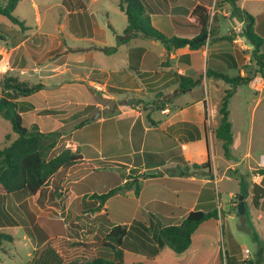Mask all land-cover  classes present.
I'll use <instances>...</instances> for the list:
<instances>
[{"label": "crops", "instance_id": "0c3cea01", "mask_svg": "<svg viewBox=\"0 0 264 264\" xmlns=\"http://www.w3.org/2000/svg\"><path fill=\"white\" fill-rule=\"evenodd\" d=\"M119 1L92 0L86 5L84 0H61L62 19L55 22L53 32L13 30L0 42V92H4L0 96L17 103L22 120L26 113H34L30 127L58 132L50 155L64 148L81 155L72 166L58 169L35 194L5 203L26 204L33 215L28 220L39 225L38 231L28 233L23 224L0 231L23 228L33 247L30 257L34 253L28 264H81L88 248L73 243L95 244L117 224L132 225L143 233L134 230L127 237L123 255L127 264H229L225 257L220 260V252L236 263L264 264V149L258 146L264 145V73L251 60L253 46L243 34V21L232 13L228 0H143L155 28L189 39L199 32L197 6L203 7L212 26L206 43L198 49L169 51L158 40L138 37L107 53L103 49L115 46V33L127 26ZM236 4L255 17V32L264 38V0ZM99 12L105 14L101 20ZM207 69L251 77L229 99L233 134L229 157L214 130L220 100L230 84L207 76ZM5 75L42 87L14 96L1 86ZM178 75L202 81L184 91ZM34 95L38 103L31 101ZM132 98L135 102L127 104ZM159 100L165 101L160 108ZM43 118L45 125L38 122ZM207 161L210 167H193ZM113 188L116 193L98 208L93 195ZM51 190L61 205L66 204L65 213L61 208L60 218L55 216L63 227L56 234L39 224L40 205ZM239 193L245 202L242 215L236 214ZM9 196L14 197L0 193L5 200ZM74 204L82 207L83 215L89 211L91 223L101 221L108 230L104 234L96 230L89 241L74 239L77 224L69 230L65 223ZM194 210H216L218 218L215 227L195 231L185 252L163 246L152 255L139 246V238L156 245L161 227L179 224ZM53 243L57 244L50 246Z\"/></svg>", "mask_w": 264, "mask_h": 264}, {"label": "trees", "instance_id": "16d2710c", "mask_svg": "<svg viewBox=\"0 0 264 264\" xmlns=\"http://www.w3.org/2000/svg\"><path fill=\"white\" fill-rule=\"evenodd\" d=\"M19 0H3L0 1V14L7 17L12 24L19 27L20 30H25L24 21L20 20L13 14V10ZM232 5V13L237 18L243 21V34L249 43L253 46L251 51V60L256 64L257 71L264 73V38L255 32V17L249 12L237 6V0H228ZM119 8L125 12L127 17V26L122 33H115L116 45L106 47L103 50L107 53L116 51L117 47L122 44H127L131 40L144 37L161 42L167 50L177 49L180 47H189L190 49H198L207 41L209 33L212 31L210 26V17L207 10L201 6L198 15L200 16L198 25L199 32L193 38H184L178 36H167L150 21L149 14L145 8L143 0H120ZM196 10V9H195ZM203 13L200 14V13ZM218 39H226L219 37ZM5 36L0 32V42L5 41ZM207 76H212L216 79H222L230 84V87L225 90L218 106L219 122L214 130L217 139L222 141L224 154L230 156V145L233 140L231 130V122L229 120L228 103L230 97L235 93L240 85L248 84L251 79L250 75L228 76L222 72L215 70H206ZM180 79V88L184 91H189L192 87L201 83L202 79L196 80L178 75ZM1 86L4 90H10L13 95L26 96L38 91L42 84H29L25 81H20L12 75H5L1 80ZM162 94L159 93L157 97ZM170 97H167V100ZM158 104V108L163 106V102ZM0 116L7 119L12 127L16 137L11 138L6 135L5 145L0 148V193L4 196L11 194L22 201L30 194H35L58 169L70 167L75 164L81 155L77 151H72L69 148L62 149L55 155H50L56 145L58 132H40L35 125L30 128L23 125L22 117L19 113L17 103L12 98L0 96ZM210 167V162L207 161L202 165L193 164V167ZM117 189L113 188L101 194H94L101 207L103 203L116 193ZM138 193V190L135 191ZM218 218L216 210L202 211L194 210L189 212L186 217L176 225L163 226L158 230L154 238L156 245H147L145 239L139 238V246L142 249L156 254L160 247L167 246L175 253H182L189 249L193 234L202 226L205 229L215 227V220ZM42 223L46 224V229L52 234L61 233L63 231L62 221L59 219H48L43 217ZM139 223V222H135ZM22 224L12 218V215L4 209H0V227L7 225ZM28 233L32 229L38 231L39 225L33 224L32 228L27 223L23 224ZM142 228L144 226L142 225ZM134 230L143 233L139 228L127 226L126 224H117L110 228L105 236L95 244H82L75 242L74 245H84L88 248L87 255L80 260L81 264H127L123 261L124 248L128 247L126 239L128 236H133ZM146 237V236H144ZM14 237L7 232L0 231V245L2 241H12ZM146 240L151 241L148 237ZM100 248L101 250L92 251L90 247ZM225 257L229 264H238L228 256H223L220 252L219 258L223 261ZM132 264H150L148 261H136ZM247 264H250L248 262Z\"/></svg>", "mask_w": 264, "mask_h": 264}, {"label": "rangeland", "instance_id": "374dc122", "mask_svg": "<svg viewBox=\"0 0 264 264\" xmlns=\"http://www.w3.org/2000/svg\"><path fill=\"white\" fill-rule=\"evenodd\" d=\"M84 2L86 5H90L92 0H84ZM60 3L61 0H20V2H18V4L15 6L13 10V14L17 16L20 20L24 21V25L26 26L25 32L28 34L33 33L36 28L41 29V31L44 32H53L55 29L54 28L55 22L61 21L62 19L63 9L62 6L58 5ZM99 3L100 1L93 2L91 8L92 6H97ZM97 15L100 20L105 17V14L102 12L97 13ZM13 30H19V27L12 24V22L7 17L0 14V32L4 36H11L13 35L12 34ZM221 83L223 85L225 84L223 82ZM2 94H4V92L2 93L0 92V95ZM187 98L189 97H185V99ZM31 101H35L36 103H38L39 102L38 96L34 95L31 98ZM262 107L264 110V103ZM260 108L256 113L257 116L261 113ZM33 117H34V113L32 112L26 113L23 116V125L26 127H30ZM38 122L41 123V125L43 122V125H45L44 118L39 119ZM49 123H50V119L46 120V125H48ZM7 134H9L12 139L16 137L15 133H13L12 131L10 122L7 119L2 118L0 116V148L5 145V139ZM236 144H241V142H237ZM258 146L260 147V149H264L263 144H258ZM54 153L55 152H53V154ZM122 191H124L125 193L127 192V190H122ZM52 193L53 190H51L49 193H46L45 196L43 197V201L45 203L42 201L43 203H41L40 208L43 209V212L41 211L40 212L42 217L45 216L48 219H57L55 216L60 218L61 208L65 213L66 204L63 201L64 204L62 203L63 205H61L60 204L61 201H57ZM11 198H14L15 200V197L9 196L6 198V200L3 197H0V209H4L8 213H10L14 220L19 221L22 224L27 223L28 226L30 224V227H32L34 220H28V218L29 215H31V217H33V215L32 213H30L31 211L29 212V208L27 207L26 204H21L19 206H10V207H7L5 205L7 201L9 203L12 202L13 199ZM222 198L224 199V194H222ZM8 208H10V211L12 213L9 212ZM70 209H72L73 212L69 211L70 213L68 215V219L65 220V223L67 224L69 230L71 228V224H77L78 227H75L73 229V231L76 232V235L73 236L74 239L81 241L82 240L89 241L91 240V235L96 230L99 231V234H104L105 231L108 230L109 227L103 226V223L101 221H94V223L93 222L91 223V220L89 219V211L84 210L85 212L87 211L88 213L84 215L81 214L80 210L82 209V207L76 206L74 204L70 206ZM76 219L78 223H74ZM39 224H42L41 220ZM247 226L250 227V225ZM3 231L11 233L14 237V240L12 242L5 240L2 241L0 245V264H28V260L34 257V253L30 257V253L33 252V247L31 246L29 241L28 242L26 241L23 228L21 226H14V227L5 228L3 229ZM55 244L57 243H53L50 246H53Z\"/></svg>", "mask_w": 264, "mask_h": 264}, {"label": "water", "instance_id": "95a60500", "mask_svg": "<svg viewBox=\"0 0 264 264\" xmlns=\"http://www.w3.org/2000/svg\"><path fill=\"white\" fill-rule=\"evenodd\" d=\"M249 44H250V43H249ZM178 92H180V90H179ZM133 102H135V99H134V98L130 99V100L127 102V104L130 105V104L133 103ZM244 212H245L244 196H243V194H239V195H238V202H237L236 214H238V215H242V214H244Z\"/></svg>", "mask_w": 264, "mask_h": 264}, {"label": "built area", "instance_id": "2783aa9c", "mask_svg": "<svg viewBox=\"0 0 264 264\" xmlns=\"http://www.w3.org/2000/svg\"><path fill=\"white\" fill-rule=\"evenodd\" d=\"M264 160V157H263ZM238 264H247L246 261L242 260L241 262H239Z\"/></svg>", "mask_w": 264, "mask_h": 264}]
</instances>
